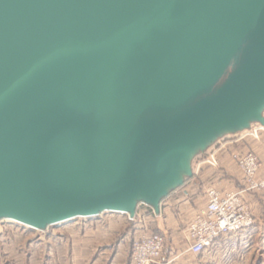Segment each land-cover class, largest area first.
<instances>
[{
  "label": "water",
  "instance_id": "obj_1",
  "mask_svg": "<svg viewBox=\"0 0 264 264\" xmlns=\"http://www.w3.org/2000/svg\"><path fill=\"white\" fill-rule=\"evenodd\" d=\"M263 107L264 0H0V221L158 213Z\"/></svg>",
  "mask_w": 264,
  "mask_h": 264
},
{
  "label": "crops",
  "instance_id": "obj_2",
  "mask_svg": "<svg viewBox=\"0 0 264 264\" xmlns=\"http://www.w3.org/2000/svg\"><path fill=\"white\" fill-rule=\"evenodd\" d=\"M259 126L252 124L249 129L241 130L230 136L227 135L222 140L213 143L205 158L211 152L216 151L218 167L206 166L202 163L204 158L197 164L192 174V180L170 190L167 196L161 200L159 212L155 215L148 213L146 206L139 203L133 217L128 214L103 213L93 218L76 219L77 221L74 220L76 222H71V224L64 223L62 226H58L55 233H50L48 230L46 232L32 230L30 233L26 231L23 240L10 238L9 247L5 245L7 248L0 256V261L3 258L4 264H131L132 241L145 231L149 223L153 224L150 230L154 227L156 231L152 230L153 232L164 234L165 232L161 229L162 223H164V227H167L168 223L176 220L177 216L172 215L174 208L184 209L185 213L182 214L181 219L188 220V223L204 208L206 204L205 189L203 188L199 193L195 188L199 181L202 182L206 179L214 181L215 179L214 184H217L219 180L223 179V183L227 186L225 190L227 192H235L240 188L239 172L231 160V155L248 150L255 151L253 149L257 145L259 146L260 138H263L264 132H259L257 137L252 136L251 132ZM260 174L264 176V167H261ZM248 195L249 193L244 194L243 199L252 201ZM168 211L171 212L169 217L163 219L161 223V217ZM27 233L32 237H27L29 236ZM240 239L239 241L231 236H222L217 240L216 246L220 248L232 242H237L241 246L247 244L251 238L243 236ZM1 241L5 240L1 238L0 243ZM200 256L205 257L206 254L195 257ZM192 257L187 253H169L163 254L161 261H167V264H174L177 261L190 264ZM219 257V254H215L210 259L215 260ZM239 257L242 259L245 255H237L235 259Z\"/></svg>",
  "mask_w": 264,
  "mask_h": 264
},
{
  "label": "built area",
  "instance_id": "obj_3",
  "mask_svg": "<svg viewBox=\"0 0 264 264\" xmlns=\"http://www.w3.org/2000/svg\"><path fill=\"white\" fill-rule=\"evenodd\" d=\"M259 132H264V127L254 129L251 135L257 137ZM215 154L216 151L211 152L202 163L210 168H217ZM231 160L239 172L242 189L227 192L210 187L205 190L206 204L189 222L184 236L187 251L195 256L210 250L222 236L239 235L253 224L243 195L259 191L264 193L260 160L251 151L232 154ZM222 183L223 179L217 182V186ZM146 208L148 213L155 215L151 207ZM165 246L166 238L163 234L145 229L132 241L131 264H163L161 257Z\"/></svg>",
  "mask_w": 264,
  "mask_h": 264
},
{
  "label": "rangeland",
  "instance_id": "obj_4",
  "mask_svg": "<svg viewBox=\"0 0 264 264\" xmlns=\"http://www.w3.org/2000/svg\"><path fill=\"white\" fill-rule=\"evenodd\" d=\"M262 118L264 119V107L262 110ZM252 124L259 125V123L257 122H249L248 127L246 129H249L250 126H252ZM241 130H244V129H241ZM239 131L223 132L220 135H217L214 138H212V140L207 142L203 147L200 144L196 145L191 150L189 157H188V162H187V168L189 169L188 171L190 172L191 175H188V173L182 170L180 172V179L182 180V184L189 180H192L193 178L192 174L197 164L206 157L208 153V149L211 147L213 143L222 140L223 137L227 135L230 136ZM259 143L261 145L260 144L259 146L257 145L255 149H253L255 150L254 152L251 150H248V151H251L252 153H254L260 160L261 167H264V135L262 139L260 138ZM260 176L263 177L261 174ZM207 180L208 179L202 182L199 181L197 186H195V188L198 189L199 193L202 192L203 188L206 190L210 187H215L222 191H225L227 188L225 183H222L221 186H217L216 183L214 184L215 179L214 181L212 179L211 181L210 180L207 181ZM188 186H190V184H188ZM241 189L242 188L240 184V188L236 191H239ZM248 198H250V200L252 201L245 200V202L251 214L253 224L250 229L246 230V232H243L235 236L230 235L233 239H237L239 241L241 240L240 237H243V236L250 237L251 239L249 240L247 244L239 246L237 242H232L231 244L230 243L226 244L220 248H218L215 245L210 250L205 252L206 254L205 257H201V256L195 257V255L187 251V246L184 240L185 231L189 224L188 220L181 219L182 214L185 213L184 209H181V207L180 208L176 207L172 210V215L173 216L175 215L178 218L175 217L176 220H174V222L171 221L170 223H168L167 225L168 228L164 227L165 225L162 222H163V219L169 217V214L171 212L168 211L163 217H161L162 220L160 219L162 223L161 229L163 232H165L163 235L166 238V246H165V250L163 254H169V253L191 254L193 257H192V261L190 262V264H264V193L260 191L249 193ZM144 206L149 207L146 204H144ZM76 221H71V222H76ZM71 222L69 223L67 222V224H71ZM63 224L48 227L45 230H43V232H46L48 230V232L50 231V233H53V232L55 233L57 232V228H59L58 226H62ZM151 225L153 224L149 223L148 226H146L147 231H150V232L156 231L154 227L152 229L153 231L150 230V228H152ZM32 230L33 229L30 230L23 225L14 223L9 220L1 221L0 222V240L1 238H3L5 241H1L0 243V256L2 255L3 252H5V249L7 248L5 247V245L8 246L10 238L11 239L16 238L15 240H19V239L23 240L25 239L24 232L29 231L28 233H30L32 232ZM27 237H32V235H29ZM215 254L220 255L219 259L211 260L210 258H212V256H214ZM237 255H245V257H243L242 259L241 257H239L238 259H235ZM162 263L167 264V261L162 262ZM0 264H4L3 258H1ZM174 264H183V263L177 261Z\"/></svg>",
  "mask_w": 264,
  "mask_h": 264
}]
</instances>
